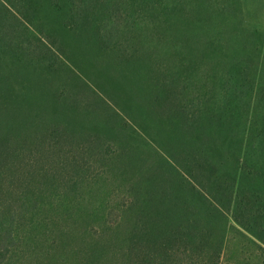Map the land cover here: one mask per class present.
Masks as SVG:
<instances>
[{"label": "rangeland", "instance_id": "obj_1", "mask_svg": "<svg viewBox=\"0 0 264 264\" xmlns=\"http://www.w3.org/2000/svg\"><path fill=\"white\" fill-rule=\"evenodd\" d=\"M197 1L0 0V264L262 263L264 0Z\"/></svg>", "mask_w": 264, "mask_h": 264}, {"label": "trees", "instance_id": "obj_2", "mask_svg": "<svg viewBox=\"0 0 264 264\" xmlns=\"http://www.w3.org/2000/svg\"><path fill=\"white\" fill-rule=\"evenodd\" d=\"M199 1H197L198 4ZM214 2H212L213 4ZM224 3L228 4V7H233V8H226L225 10H218L215 9L214 6L212 4L209 5V3H205L204 5H197V7L193 8L191 11H189L188 16H186V20H190V21H194L193 16H208V17H212L214 19V22L217 23L220 22L221 20H228V23L225 25V33L223 35H227L231 38H234L235 33L233 32V30H237L239 29L238 27H242L243 26V35L245 36V40L248 43L247 48L249 49V44L253 41L250 40V37H252L254 34L250 32L249 29L244 27L243 24V13H242V9H241V2L240 0H235L234 2H231L230 0H225ZM3 4V3H2ZM6 5V4H4ZM7 7V5H6ZM196 19V22L198 24L201 25V28L205 27L207 24L206 23H202V20H199L198 18L194 17ZM219 24V23H218ZM222 26V25H220ZM248 33V34H247ZM250 33V34H249ZM222 34L219 35V37L217 38V43H222L224 41H226L224 44H227L229 46H232L233 43L231 41H229L225 36H223ZM236 36V35H235ZM259 58V55H258ZM260 249L261 254L257 255V258H259L262 263L264 264V247H262L261 245H257ZM216 260L213 264H222V255L221 252H219L216 255ZM150 264V263H149ZM176 264H189L186 260H184L183 262H178Z\"/></svg>", "mask_w": 264, "mask_h": 264}]
</instances>
